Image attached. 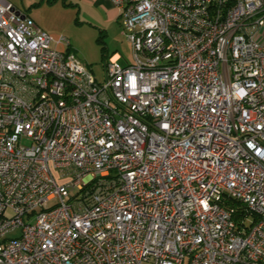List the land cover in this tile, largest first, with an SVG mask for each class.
<instances>
[{"label":"built area","instance_id":"2783aa9c","mask_svg":"<svg viewBox=\"0 0 264 264\" xmlns=\"http://www.w3.org/2000/svg\"><path fill=\"white\" fill-rule=\"evenodd\" d=\"M113 2L99 81L0 0V264H264V0Z\"/></svg>","mask_w":264,"mask_h":264},{"label":"rangeland","instance_id":"374dc122","mask_svg":"<svg viewBox=\"0 0 264 264\" xmlns=\"http://www.w3.org/2000/svg\"><path fill=\"white\" fill-rule=\"evenodd\" d=\"M10 1H14L21 8V0ZM38 17L46 24L48 33L55 39H63L65 49L68 48L74 53L99 81H104L109 58L116 52L122 56L121 66L133 62L132 45L127 37L122 35L123 30L119 25L111 35L103 34L100 29L83 23L75 11L59 6L42 8ZM54 175L63 183L57 172Z\"/></svg>","mask_w":264,"mask_h":264},{"label":"crops","instance_id":"0c3cea01","mask_svg":"<svg viewBox=\"0 0 264 264\" xmlns=\"http://www.w3.org/2000/svg\"><path fill=\"white\" fill-rule=\"evenodd\" d=\"M8 1L11 2L18 11L32 18L36 24L46 32H48L46 30L47 26L44 22L39 20L38 12L44 7L53 6L75 11L83 23L100 29L103 34L111 35L118 25L122 28L120 10L113 0H21V8L15 4L14 1ZM59 48L65 49L64 44L59 45ZM114 55L119 57L120 61L122 60V56L118 52Z\"/></svg>","mask_w":264,"mask_h":264}]
</instances>
